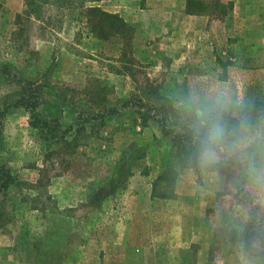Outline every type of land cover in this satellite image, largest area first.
I'll return each mask as SVG.
<instances>
[{
	"label": "rangeland",
	"instance_id": "obj_1",
	"mask_svg": "<svg viewBox=\"0 0 264 264\" xmlns=\"http://www.w3.org/2000/svg\"><path fill=\"white\" fill-rule=\"evenodd\" d=\"M30 1L0 0V64L42 84V114L81 132L77 147L42 141L14 107L19 78L0 75V164L15 176L0 264H264L261 241L244 245L249 222L264 231L247 160L182 168L132 102L172 109L169 124L187 128L190 99L226 90L232 113L264 100V0L90 2L131 27L107 41L76 0L38 11ZM248 126L264 129V118ZM248 152L264 159V148Z\"/></svg>",
	"mask_w": 264,
	"mask_h": 264
},
{
	"label": "trees",
	"instance_id": "obj_2",
	"mask_svg": "<svg viewBox=\"0 0 264 264\" xmlns=\"http://www.w3.org/2000/svg\"><path fill=\"white\" fill-rule=\"evenodd\" d=\"M71 1L72 0H31L30 5L33 6L32 11H38L37 9L35 10L34 7H39L40 3H42V5L65 9ZM95 1L96 0H76V9L78 10V17L86 21L85 23L88 29L96 38L107 41L112 37L120 36L121 31L126 30L128 32L131 30V27H129L125 20L118 14L109 13L100 6H93L90 4V2ZM189 13L194 12L189 9ZM0 75H13V77L19 78V73L11 72L8 64H0ZM18 81L21 83V88L14 107L23 108L30 115V125L39 132L42 141L53 142L58 145H74V147H77L79 145L77 138L78 134L81 132L80 130L73 132L74 130L72 127H63L57 119L45 117L42 114L40 108L41 102L43 101V85L21 77ZM133 101L139 108L142 125L145 126L150 119L158 122L161 135L157 137V139L160 138V140L171 147V150L176 152L180 166L182 168H191L198 171L201 166L197 159L198 150L191 129L189 127L186 128L175 124H169V120L172 119V109H168L164 106H153L137 98L132 99V102ZM153 111H157L156 114H153ZM6 112V110L0 111V136L3 130V118ZM108 112L110 115H116L118 110L112 109L104 111L103 115L93 114L91 117L95 121L105 122ZM238 118L244 119L247 124L250 119L256 122L264 118V100L255 101L248 106L242 107L236 113L229 111L225 116L229 125L237 124L239 122ZM71 137L73 138L70 139ZM143 155H145V151L142 152L141 149H137L131 156L132 162ZM166 177L167 173L162 174L159 176L156 183H162ZM14 179L15 176L11 168L0 164V228L12 221V212L9 211V193ZM154 193L157 194L156 189ZM253 227V222H249L245 231L244 245L246 248H250L252 243L258 239L261 241L262 254L264 255V231L255 232Z\"/></svg>",
	"mask_w": 264,
	"mask_h": 264
},
{
	"label": "clouds",
	"instance_id": "obj_3",
	"mask_svg": "<svg viewBox=\"0 0 264 264\" xmlns=\"http://www.w3.org/2000/svg\"><path fill=\"white\" fill-rule=\"evenodd\" d=\"M188 106L192 117L188 126L197 146L200 166L212 168L222 158L232 155L247 160L249 188L254 195L264 198V159L257 160L248 152L253 145L264 148V129L251 130L242 118L235 125L228 124L225 116L233 101L226 90L206 95L204 99H190Z\"/></svg>",
	"mask_w": 264,
	"mask_h": 264
}]
</instances>
